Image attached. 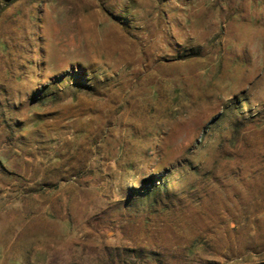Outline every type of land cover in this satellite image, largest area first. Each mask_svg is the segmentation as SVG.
<instances>
[{
	"label": "rangeland",
	"instance_id": "1",
	"mask_svg": "<svg viewBox=\"0 0 264 264\" xmlns=\"http://www.w3.org/2000/svg\"><path fill=\"white\" fill-rule=\"evenodd\" d=\"M0 264H264V0H0Z\"/></svg>",
	"mask_w": 264,
	"mask_h": 264
},
{
	"label": "crops",
	"instance_id": "2",
	"mask_svg": "<svg viewBox=\"0 0 264 264\" xmlns=\"http://www.w3.org/2000/svg\"><path fill=\"white\" fill-rule=\"evenodd\" d=\"M29 177V174H27V178ZM33 200H39V198L38 197H34V196H32L31 197ZM29 204V203H28ZM22 212L24 213V215H28L29 217H33V216H35V215H39V214H42V212L41 211H39V208H34V207H32L31 205L30 206H28L27 208H24L23 210H22Z\"/></svg>",
	"mask_w": 264,
	"mask_h": 264
}]
</instances>
